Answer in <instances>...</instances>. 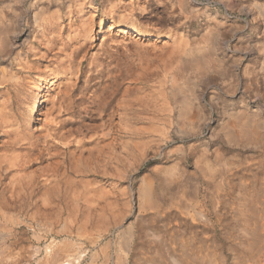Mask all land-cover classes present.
Returning <instances> with one entry per match:
<instances>
[{"label":"rangeland","instance_id":"obj_1","mask_svg":"<svg viewBox=\"0 0 264 264\" xmlns=\"http://www.w3.org/2000/svg\"><path fill=\"white\" fill-rule=\"evenodd\" d=\"M258 9L264 0H0V264H43L52 237L83 239L103 264L124 231L136 264L161 236L184 264H264V227L252 220L244 249L225 214L244 191L264 200ZM211 28L208 66H183L185 45ZM238 117L252 133L229 141L221 127Z\"/></svg>","mask_w":264,"mask_h":264},{"label":"bare ground","instance_id":"obj_2","mask_svg":"<svg viewBox=\"0 0 264 264\" xmlns=\"http://www.w3.org/2000/svg\"><path fill=\"white\" fill-rule=\"evenodd\" d=\"M242 10L245 11V14H246V12L250 13L251 12L250 10H252V8L248 10V7L244 5L241 8V11ZM255 13L262 15L264 14V10L258 9ZM3 17H4L3 11L0 10V45L3 44L4 39H5V33H6V29H5L6 27L3 24ZM116 23L117 21L114 20L110 25V29L114 27ZM128 31L137 32L138 34L140 33V29L137 26H134L131 24H129L128 26L126 25L125 30H123V32H126V33ZM213 39H214V30L213 28H211L204 35V38L201 39L200 41L192 42L188 46L186 44L185 49H184L185 55L182 58L183 66H186L188 68H193L195 66L201 67V68L207 67L210 61L208 59V54L210 51L209 43L212 42ZM263 51H264V46H263ZM180 84H182V82H179L178 85L175 86L176 93H179L182 91L184 93V89H182L183 87L181 88ZM178 95L176 97H178ZM174 99H175V96H174ZM189 104L190 103L185 98L180 107L181 108L180 112L183 115L187 112V109L189 108ZM41 119L43 118H40V120ZM1 121L3 123L5 122L4 117L1 118ZM235 122L236 123L232 122L233 124H229L230 122L225 123L221 127L222 131L224 132V136L229 141H232L233 139H236V138L249 137L251 135L252 125H250V121L247 122L245 121V119L238 117L236 118ZM146 184L143 187H141L140 195L143 196L144 204H152L154 203V200L157 198V193L153 187H151L148 184L146 185ZM224 184H226L224 183V181L220 183L221 186ZM258 195L259 194H257L254 190L248 191V192L244 191L240 196L236 197L235 207L231 211H227V213H225L226 220L232 219L237 222H241L239 224L240 227L238 228L239 234L237 238L240 239L239 244H241L244 249H246L247 246L250 245V242L248 239L253 238L257 234L255 229H252V230L249 229V225L251 224V222L255 221L256 227H264V223H263L264 222V200H260V198H258V201L255 199H252V197L254 198V196L257 197ZM219 196L224 203L230 201V199H228L227 197L226 192L220 193ZM175 216H178V215L175 214ZM200 218H202L204 223H207L210 220L208 217V213H205L203 211L200 212ZM143 221H144L143 217H140V216L137 217V222L139 223L140 230H143L144 227H146L143 225ZM64 230H66V228L62 229V231ZM155 232L156 230L153 229L151 233L156 234ZM1 233L6 235L7 230L0 223V235ZM127 235H128V232L124 231L118 243V248H119L118 252L114 253L113 255L108 253L107 256H104L103 264H136V262L134 261L133 255H132V248H131L132 245H130L129 241H127L126 239ZM3 241L4 240L2 239V242ZM85 243L86 241H83V239H77L76 241H74L73 239L70 240V239L64 238L62 240H58L57 238L52 237L47 243H45V245H43V248H42V253H44L43 264H93L89 262L90 257H88L89 254L87 255V249L84 246ZM154 250H156L158 253L157 254L153 253L151 257H148L146 259H143V260L141 259V264H184L182 260V255L180 253L172 252L168 246L167 241L164 240V237L162 236L159 241V246L156 248L153 247V251ZM168 259L170 260V263L168 262ZM205 259L206 258H204V260L202 261V264L212 263L211 261H206ZM216 264H225L224 259L221 258Z\"/></svg>","mask_w":264,"mask_h":264}]
</instances>
